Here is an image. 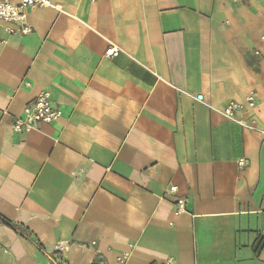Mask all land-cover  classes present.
<instances>
[{
    "label": "crops",
    "instance_id": "0c3cea01",
    "mask_svg": "<svg viewBox=\"0 0 264 264\" xmlns=\"http://www.w3.org/2000/svg\"><path fill=\"white\" fill-rule=\"evenodd\" d=\"M52 2L0 21V213L47 253L0 224V264H264V0Z\"/></svg>",
    "mask_w": 264,
    "mask_h": 264
},
{
    "label": "built area",
    "instance_id": "2783aa9c",
    "mask_svg": "<svg viewBox=\"0 0 264 264\" xmlns=\"http://www.w3.org/2000/svg\"><path fill=\"white\" fill-rule=\"evenodd\" d=\"M241 3L243 0H233ZM58 7L52 0H0V21L4 24V30L10 35H30L33 32L32 25L28 22L27 11L34 8ZM264 38V37H263ZM119 48L111 45L105 52L107 56L113 55ZM258 53V52H256ZM29 85V83H27ZM202 95L196 96V99L202 100ZM246 104L253 108L256 104V91L250 90ZM245 109V104L238 101H230L223 108V116L240 125L255 129L254 126L244 123L239 114ZM61 115V109L55 106L51 100L49 90H42L32 101L28 102L23 113L15 117L12 123V129L16 133H29L37 130L42 124H52ZM245 165L246 161H241ZM170 194L177 192V186L171 185L168 189ZM174 211L177 214H183L188 211V199L185 197H176L173 201Z\"/></svg>",
    "mask_w": 264,
    "mask_h": 264
},
{
    "label": "trees",
    "instance_id": "16d2710c",
    "mask_svg": "<svg viewBox=\"0 0 264 264\" xmlns=\"http://www.w3.org/2000/svg\"><path fill=\"white\" fill-rule=\"evenodd\" d=\"M0 224H3L5 226L11 228L17 234H19L20 236L24 237L25 239H27L28 241L33 243L40 251L47 254L45 249H44V246L32 235L31 231L27 227H25L24 225L19 224V223H15V222L7 219L1 213H0ZM261 246H262V244H259L255 248L256 253L259 252V249L261 248ZM49 256L52 258L51 264H65L63 262H58L56 259H54V257L52 255H49Z\"/></svg>",
    "mask_w": 264,
    "mask_h": 264
}]
</instances>
